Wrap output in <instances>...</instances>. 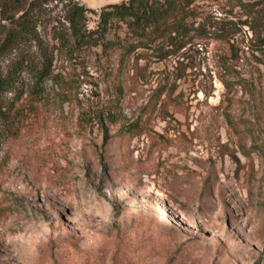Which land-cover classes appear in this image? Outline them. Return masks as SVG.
I'll use <instances>...</instances> for the list:
<instances>
[{
  "label": "rangeland",
  "instance_id": "obj_1",
  "mask_svg": "<svg viewBox=\"0 0 264 264\" xmlns=\"http://www.w3.org/2000/svg\"><path fill=\"white\" fill-rule=\"evenodd\" d=\"M77 1L94 29L126 0ZM202 7L241 29L229 87L212 38L180 63L97 47L57 56L19 133L0 127V264H264V54L239 25L264 0Z\"/></svg>",
  "mask_w": 264,
  "mask_h": 264
},
{
  "label": "trees",
  "instance_id": "obj_2",
  "mask_svg": "<svg viewBox=\"0 0 264 264\" xmlns=\"http://www.w3.org/2000/svg\"><path fill=\"white\" fill-rule=\"evenodd\" d=\"M203 1L207 0H126L103 7L96 27L90 29L88 15L95 11L77 0H0L3 135L10 138L19 133L32 104L44 95L46 81L55 77L57 56L73 59L92 48L120 50L124 66L132 58L138 62L149 57L158 62L174 58L180 63L190 46L212 38L226 44L218 62L223 83L229 87L227 77L234 62L242 58L235 43L241 29H236L234 20L207 17ZM54 4L61 6L60 12L55 13ZM259 19L264 20V12L239 24L253 32L247 50L242 49L245 54H264V23ZM100 124L107 141V126L104 120Z\"/></svg>",
  "mask_w": 264,
  "mask_h": 264
}]
</instances>
